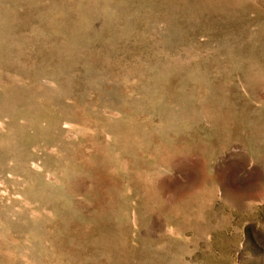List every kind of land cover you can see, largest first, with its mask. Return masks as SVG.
<instances>
[{
  "label": "rangeland",
  "instance_id": "1",
  "mask_svg": "<svg viewBox=\"0 0 264 264\" xmlns=\"http://www.w3.org/2000/svg\"><path fill=\"white\" fill-rule=\"evenodd\" d=\"M0 264H264V0H0Z\"/></svg>",
  "mask_w": 264,
  "mask_h": 264
}]
</instances>
